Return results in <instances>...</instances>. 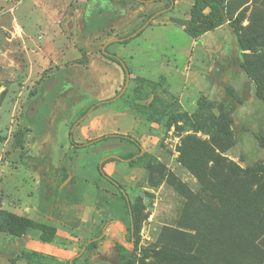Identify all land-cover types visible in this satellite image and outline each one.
Masks as SVG:
<instances>
[{
    "label": "rangeland",
    "instance_id": "rangeland-1",
    "mask_svg": "<svg viewBox=\"0 0 264 264\" xmlns=\"http://www.w3.org/2000/svg\"><path fill=\"white\" fill-rule=\"evenodd\" d=\"M193 1L0 0V206L55 225L46 243L77 238L76 264H117L115 241L135 249L132 264L147 251L187 259L143 264H264V173L233 165L264 161V0H227V22L200 37ZM240 35L257 45L241 50ZM204 100L215 116L235 106L231 148L214 119L195 117ZM67 158L64 178L55 168ZM32 239L38 230L0 229V264H36L23 257ZM41 254L40 264H72Z\"/></svg>",
    "mask_w": 264,
    "mask_h": 264
},
{
    "label": "trees",
    "instance_id": "trees-1",
    "mask_svg": "<svg viewBox=\"0 0 264 264\" xmlns=\"http://www.w3.org/2000/svg\"><path fill=\"white\" fill-rule=\"evenodd\" d=\"M228 17V9H227V0H194L191 6V20L189 25V31L194 37H200L203 34H205L208 31H211L213 29H216L223 25L225 22H227ZM245 19V16L241 12L238 14V16L231 21L232 26H234V29L236 30V27ZM134 30L133 32H135ZM132 32V33H133ZM141 32H137L135 36H130V34H127L123 39V43H128L132 38L138 36ZM238 45L241 50H250L253 49L255 45H257V39L255 36H246V35H240L237 38ZM109 59H111L114 62H117L120 64L124 69L125 66L122 62V60L117 57L114 54L107 53L106 55ZM228 64L234 65L237 68H241L243 70L245 68V65L243 63H238L236 60L228 61ZM255 79L260 82V79L255 76ZM256 97L262 102L264 106V91H261L260 88L257 87L255 91ZM227 97L235 99V93L233 91H229L227 93ZM199 108L195 113V117L197 119L204 118L205 119H214L217 127L219 128L220 132L223 134V141H224V150L231 148L234 144L238 142V138L236 136L235 130H234V117L232 116V113L235 110V106L233 105L231 109H224L223 111H220L219 116H215V114L212 112V105H208L209 103L207 101H200L199 102ZM91 107L87 108L82 114L81 117H84L87 113H89ZM121 137L125 138L126 140L136 144L140 145L139 141L135 139L134 137L130 135H122ZM260 139V142L264 146V136L260 135L258 136ZM129 156V155H127ZM131 156V155H130ZM69 159L67 158L66 164L62 168H55L61 172H63V177L67 178L68 176V167ZM109 161V160H108ZM107 161V162H108ZM238 169H241L244 172L252 173L255 175H258L259 173H264V161H259L252 165H246L245 168H241L238 164H233ZM104 176H107V174L104 172ZM118 186L119 192L121 197L123 198L125 202V206L129 211V214L131 216H134L135 213L134 210L136 206L134 207L133 204H131V201L125 192L124 188L121 184L115 182ZM0 229L4 232H7L13 236L19 237L26 235L29 230L36 229L39 231V239L44 242L53 241L57 235L58 228L48 222L40 221L34 217L23 215L16 213L14 211L2 208L0 206ZM106 238L105 235H103V230H100L95 236H92L90 239H88L84 244V251L87 250V254L85 256V259L91 258L93 255L100 252L101 249V242ZM111 252L116 257V263L117 264H132V262L135 260V249L130 248L126 246L125 244H122L120 242L115 241L113 243V246L111 247ZM152 256L154 259H157L159 262H185L187 259L185 255L181 252H175L172 254H164L163 251H156L154 254H150L148 251L146 252V257L144 256L140 260V264H143V260L147 257ZM23 257L26 260L29 261H35L40 262V260L44 257L43 254L37 251H26L23 253ZM12 263H15V260H11ZM77 257L72 259V264H76Z\"/></svg>",
    "mask_w": 264,
    "mask_h": 264
},
{
    "label": "crops",
    "instance_id": "crops-1",
    "mask_svg": "<svg viewBox=\"0 0 264 264\" xmlns=\"http://www.w3.org/2000/svg\"><path fill=\"white\" fill-rule=\"evenodd\" d=\"M141 2H146L148 0H139ZM194 2V1H193ZM19 214H22L19 212ZM67 238H65V240L70 243V245H67L65 248H60V247H57L56 244H53V243H46V242H43V241H35V240H28L27 242V246H26V249L29 250V251H37V252H40V253H47V254H57V255H62V256H66V258H69L70 261H72L73 257H76L79 255V253H77L78 251L80 250H77L76 251H73V249L75 248L76 246V240L77 238L71 236V235H66ZM68 239V240H67ZM57 247V248H56ZM83 250L80 251V253H82ZM17 263V262H16ZM15 263V264H16ZM36 264H40L39 262H35Z\"/></svg>",
    "mask_w": 264,
    "mask_h": 264
}]
</instances>
